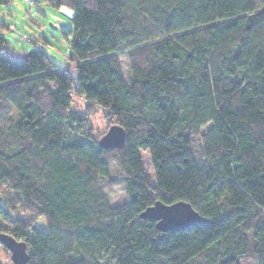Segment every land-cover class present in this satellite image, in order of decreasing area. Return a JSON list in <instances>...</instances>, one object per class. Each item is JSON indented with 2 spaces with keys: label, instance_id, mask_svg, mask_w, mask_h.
I'll return each instance as SVG.
<instances>
[{
  "label": "trees",
  "instance_id": "obj_1",
  "mask_svg": "<svg viewBox=\"0 0 264 264\" xmlns=\"http://www.w3.org/2000/svg\"><path fill=\"white\" fill-rule=\"evenodd\" d=\"M43 1L73 11V67L16 54L0 22V197L13 211L0 205V231L26 242L28 264H264V0ZM98 113L124 129L121 147L99 145ZM111 166L120 205L102 187ZM157 200L211 224L160 231L140 218Z\"/></svg>",
  "mask_w": 264,
  "mask_h": 264
},
{
  "label": "rangeland",
  "instance_id": "obj_2",
  "mask_svg": "<svg viewBox=\"0 0 264 264\" xmlns=\"http://www.w3.org/2000/svg\"><path fill=\"white\" fill-rule=\"evenodd\" d=\"M61 19L66 22V27L62 28V30L59 28L52 29L50 27L49 24L51 22L55 24L57 20ZM0 22L7 25V27L4 28L5 31L1 34L4 35L16 54L43 48L49 60L53 62L57 69H59L58 71L60 73H64V69L69 72L72 71L71 69L73 66L70 64L68 65L66 62L68 43H66L62 33L66 30H71L72 21L52 7H49L43 0H10L9 4L0 7ZM118 57L119 63H121L122 72L127 76L129 62H127L125 51L118 52ZM74 104L79 106L84 105L82 100H78L77 97L74 100ZM91 123L98 133L102 131L105 133L110 127L106 128V121L101 118L100 113L92 117ZM210 126L211 124L208 123V125L201 128V131H207ZM141 160L144 169L149 173L151 180L153 181V171L151 170L148 151H141ZM102 187L105 194L108 196L110 205H120L126 200V193H124L123 190V182H121L120 176L117 172L114 171L113 166H111L110 176L105 179ZM7 195L12 200V193ZM7 201L5 195L0 197V205L3 208L5 207L9 213L13 212L11 204ZM11 214L13 215V213ZM39 222L43 223L44 219L41 218ZM0 225L3 228L9 227L8 223L2 220L1 214ZM0 264H13L10 260V253L3 251L1 246ZM240 264L256 263H254L253 260L246 259L244 261L241 260Z\"/></svg>",
  "mask_w": 264,
  "mask_h": 264
},
{
  "label": "water",
  "instance_id": "obj_3",
  "mask_svg": "<svg viewBox=\"0 0 264 264\" xmlns=\"http://www.w3.org/2000/svg\"><path fill=\"white\" fill-rule=\"evenodd\" d=\"M58 11L70 21L72 20L73 11L65 7H61ZM56 22V24L52 22L49 24L52 29L59 28L62 30V28L66 27V22L62 19ZM124 136V129L118 124H112L99 138V145L104 149L110 150L119 148L124 142ZM140 218L155 221L156 228L164 232L169 230L180 231L190 228V226H208L211 224L209 220L195 212L190 203L182 200L168 205L157 200L140 213ZM0 244L10 253L11 263L28 264L29 252H27L28 246L25 241L16 240L9 233L0 231Z\"/></svg>",
  "mask_w": 264,
  "mask_h": 264
},
{
  "label": "built area",
  "instance_id": "obj_4",
  "mask_svg": "<svg viewBox=\"0 0 264 264\" xmlns=\"http://www.w3.org/2000/svg\"><path fill=\"white\" fill-rule=\"evenodd\" d=\"M26 1H28V0H26ZM26 39H28L27 37H25Z\"/></svg>",
  "mask_w": 264,
  "mask_h": 264
},
{
  "label": "flooded vegetation",
  "instance_id": "obj_5",
  "mask_svg": "<svg viewBox=\"0 0 264 264\" xmlns=\"http://www.w3.org/2000/svg\"><path fill=\"white\" fill-rule=\"evenodd\" d=\"M56 23H57V22H56ZM56 23H55V24H56Z\"/></svg>",
  "mask_w": 264,
  "mask_h": 264
}]
</instances>
